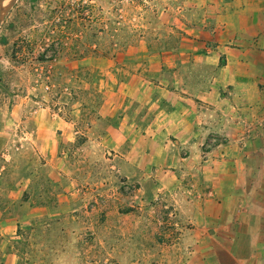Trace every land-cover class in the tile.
<instances>
[{"label": "rangeland", "instance_id": "374dc122", "mask_svg": "<svg viewBox=\"0 0 264 264\" xmlns=\"http://www.w3.org/2000/svg\"><path fill=\"white\" fill-rule=\"evenodd\" d=\"M199 4L15 3L0 26V264H264L261 248L236 261L183 246L200 167L227 142L202 123L179 141L166 95L208 86Z\"/></svg>", "mask_w": 264, "mask_h": 264}, {"label": "crops", "instance_id": "0c3cea01", "mask_svg": "<svg viewBox=\"0 0 264 264\" xmlns=\"http://www.w3.org/2000/svg\"><path fill=\"white\" fill-rule=\"evenodd\" d=\"M208 2L204 15L199 7L198 23L214 46L196 55L214 65L208 86L197 80L192 90L166 95L176 97L179 141L195 140L202 123L227 142L210 150L200 167L210 174L186 202L192 226L183 246L194 253L236 254L240 261L241 252H264V0Z\"/></svg>", "mask_w": 264, "mask_h": 264}, {"label": "water", "instance_id": "95a60500", "mask_svg": "<svg viewBox=\"0 0 264 264\" xmlns=\"http://www.w3.org/2000/svg\"><path fill=\"white\" fill-rule=\"evenodd\" d=\"M6 1L7 0H0V26L18 0H9L8 3L4 5Z\"/></svg>", "mask_w": 264, "mask_h": 264}]
</instances>
